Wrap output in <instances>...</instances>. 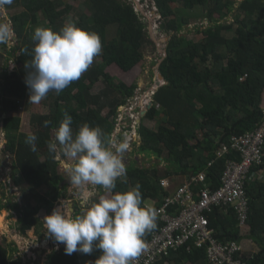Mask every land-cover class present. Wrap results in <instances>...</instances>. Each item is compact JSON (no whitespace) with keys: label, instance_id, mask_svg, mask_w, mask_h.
Returning <instances> with one entry per match:
<instances>
[{"label":"trees","instance_id":"16d2710c","mask_svg":"<svg viewBox=\"0 0 264 264\" xmlns=\"http://www.w3.org/2000/svg\"><path fill=\"white\" fill-rule=\"evenodd\" d=\"M154 1L164 21V29L172 33L160 64V72L168 84L157 90L153 106L145 115V118L157 121V128L140 124L142 140L138 151L162 158L167 165L165 168L139 167L134 161L127 171L128 178L117 182L114 189V194L123 193L139 184L141 207H145L148 200H156L157 206L165 203L169 192L161 185V180L171 176L185 180V177L206 171L207 184L213 190L217 189L227 160H240L233 150L218 157L221 145L230 144L232 135L255 129L263 116L264 0H241L237 5L234 0ZM89 4L85 12L79 10L76 13L75 25L96 33L102 51L78 80L59 94L55 91L47 94L44 100L50 111L32 114L30 133L21 131L22 118L14 112L19 110V99L29 92L25 83L29 70L25 64L33 58L34 30L45 24L46 28L59 31L75 9L68 0H13L6 6L18 45L7 50L5 57L6 63L14 57L16 66L4 71L0 81V115L8 113L3 119L6 136L2 147L5 153L14 155L12 180L21 194L20 201H15L16 196L4 192L5 200L0 198V211L7 209L18 214L19 230L23 235L41 224L40 210L52 212L62 196L58 151L50 152L48 143L55 140V130L64 119V113L72 117L74 135L82 125L88 124L99 126L113 139L120 107L134 96L138 84L117 83L107 72V67L116 64L128 71L143 60L149 44L154 46L131 1L89 0ZM197 7L204 11L207 25L197 28L196 38L180 36L191 18L178 17V11ZM231 14H234L235 23L225 21ZM232 31L234 34L227 36ZM100 81L105 82L106 87L96 93L93 88ZM104 106L110 107L107 113H104ZM45 121H50L48 126L44 125ZM29 134L38 138L35 152L25 143ZM211 161L214 162L209 166ZM257 170L258 167H254L251 171ZM247 191L251 199L248 225L251 236L262 243V250L255 255L243 252V258L247 264H264V184L254 181ZM178 209V206L170 205L168 213L178 214ZM206 215L219 241H242L244 236L233 208L214 207ZM155 223L156 227L143 237L145 244L166 222L157 217ZM190 246V249L185 246L178 251L171 250L169 256L157 264H210L206 246L197 247L194 242ZM64 248L63 245L49 255L47 264H79V253L67 255ZM94 251L101 250L94 248ZM0 264L23 263L12 260L9 250L0 242Z\"/></svg>","mask_w":264,"mask_h":264},{"label":"clouds","instance_id":"9594fccd","mask_svg":"<svg viewBox=\"0 0 264 264\" xmlns=\"http://www.w3.org/2000/svg\"><path fill=\"white\" fill-rule=\"evenodd\" d=\"M12 3L13 0H0V21H3L0 22V44L8 46H11L14 33L3 17L6 6ZM153 3L155 4L154 0ZM134 7L137 10L135 4ZM156 9L161 17L157 6ZM32 39L36 42L32 50L33 58L30 63L25 64L29 70L25 83L30 91V103H39L50 91L57 94L62 92L88 70L94 57L102 51L99 36L77 27L74 23L66 24L59 31L36 27ZM162 80L161 86L168 84L164 77ZM157 90L154 89L149 101L152 106ZM131 98L127 99V103ZM125 105L120 107V113ZM145 115H141L139 120ZM2 116L3 127V119L8 113ZM49 123L50 121H45L44 125L48 126ZM71 124L72 117L65 112L64 119L55 130V140L48 143V150L53 153L58 151V142L65 156L77 160L70 170L68 180L70 186L78 190L81 205L86 206V211L82 215H73L62 202V207L54 208L43 219L47 235L57 244H63L67 255L75 252L91 254L95 248L102 253L95 264H132L146 247L144 235L156 227L157 217L162 219V215L157 213L158 206L153 208L148 203L141 207L142 193L139 184L129 191L110 196L101 195L98 202H91L97 187L105 193H112L117 186V179L121 177L124 180L128 174L129 166L134 164L126 166L124 162L130 141L121 142V135H118L120 137L117 140L115 135L112 139L99 126L91 127L88 124L82 125L74 135ZM37 139L35 134H29L25 140L33 152L37 150ZM262 165L258 166V170ZM162 180L170 183L171 179L167 177ZM197 184L203 185L199 189L205 187L203 182H193L194 186ZM170 186H163L169 192L166 198L175 193V190L172 191L173 187L169 189ZM246 226L248 223L242 227Z\"/></svg>","mask_w":264,"mask_h":264},{"label":"rangeland","instance_id":"374dc122","mask_svg":"<svg viewBox=\"0 0 264 264\" xmlns=\"http://www.w3.org/2000/svg\"><path fill=\"white\" fill-rule=\"evenodd\" d=\"M128 1H131L135 4L142 22L145 24L146 29L149 31V34L154 41V46L153 44H149L145 51L143 60L128 71L121 69L116 64L107 67V72L112 77H114L117 83H123L127 85H132L133 83L138 84V88L136 89L134 97L128 101L123 110L121 109V113L118 114V125L115 129L114 135L118 133V135H121V137L126 139V141H130V143L128 144L130 146L124 155V162L126 166L136 162V164L140 165L141 167L159 166L161 168H165L166 162L162 158L156 159L154 157L146 155V153H140L138 151V147L141 144L142 140L139 133L140 124L142 123L143 125L152 129H155L158 126V123L155 120H150L145 117H143L141 121L139 119L141 117L142 110L147 107L149 101L152 99L154 89L157 90L158 81H161V84H163V80L160 78V64L166 55V48L169 45L172 33H168L164 29V26L162 25L164 21L156 12L157 9L155 4L153 3V0ZM68 2L73 5L75 10H72L70 12V15L66 17L65 23L75 24V22L78 20V16L76 13L79 10L85 12L87 8L90 7L89 0H68ZM203 14L204 11L201 12L198 7L195 9H180L178 11V17L186 18L188 16L191 18L190 24L184 28L183 34H180V36L196 38L195 31L197 30V28L203 24L207 25V19L206 17H203ZM10 16L11 15H9L6 11L3 20L7 21L13 29L12 22L9 19ZM227 21L232 22V16H230ZM39 27H45V24H42ZM228 34L232 36L233 32H230ZM10 43L11 46L0 44V53L1 55H3L2 57H0V81L2 80L4 71H8L16 66L14 57H10L11 60H9L8 63H6L7 60L5 58L7 57V50H10L15 46L17 47L18 45L15 34L13 35V39ZM3 66L7 67L3 68ZM105 87V82L100 81L94 86L93 91L96 93L99 91L101 92ZM42 101L45 100L42 99ZM42 101H40L39 103H30V91L27 93L26 97L20 100L22 109L14 113L22 118V132L30 133L32 131V114L49 113L50 109L48 103L46 101L45 103H43ZM109 110L110 107L104 106V113H107ZM10 115L14 114L11 113ZM2 118L3 116L0 115V198H2L4 201V192H7L9 196H16L14 198L15 201H20V188L16 187L12 180V166L14 155L5 153L2 147L4 143L2 142V140H4L6 136L2 127ZM65 167L66 166L61 165L60 171L66 173ZM183 181L184 180L180 179L178 180V182L176 181L175 184H181L183 183ZM171 183H173V180H170L169 183L171 186H173ZM23 185L26 184L23 182ZM100 190L103 191L102 189ZM104 194L109 196V193L104 192ZM94 196L92 197V199H94ZM63 204L66 205L67 203L65 202ZM80 206L83 208L84 213V211H86V206H82L81 204ZM16 221L17 218L15 212H11L7 209L0 211V242L9 250L12 260H22L23 264H28V261L26 262L25 260V253L34 251L35 243L33 242V239H29L28 234L26 235L28 239L23 237V241L20 239V233L18 234L16 231ZM37 245L38 248L36 249L41 250L43 247L42 244L38 243ZM15 247L16 250H12ZM54 250H56L55 247ZM46 258L47 255H42V259L40 255L36 264H44Z\"/></svg>","mask_w":264,"mask_h":264},{"label":"built area","instance_id":"2783aa9c","mask_svg":"<svg viewBox=\"0 0 264 264\" xmlns=\"http://www.w3.org/2000/svg\"><path fill=\"white\" fill-rule=\"evenodd\" d=\"M231 150L238 153L240 160L232 158L227 161L217 189L210 188L206 183V172H200L192 178V182H203L204 188L196 193L192 183L188 182L179 186L175 193L165 199L163 205L158 206L157 213L162 215L166 223L153 233L145 249L132 264H157L169 256L171 250L178 251L185 246L190 249L191 242L197 247L206 246L210 264H247L241 243L219 241L210 228L206 213L214 207L233 208L239 226L248 223L251 199L247 187L257 175V171L251 170L264 162V109L257 127L242 135H232L230 144L221 145L218 157L225 156ZM213 162H209V166ZM162 185L167 187L169 182L162 180ZM170 205L178 206V214L167 212Z\"/></svg>","mask_w":264,"mask_h":264},{"label":"crops","instance_id":"0c3cea01","mask_svg":"<svg viewBox=\"0 0 264 264\" xmlns=\"http://www.w3.org/2000/svg\"><path fill=\"white\" fill-rule=\"evenodd\" d=\"M234 1H235V4L237 5V3L240 2L241 0H234ZM230 16H232V19H233L232 22L227 21ZM225 21H227V23H233L234 22V14L229 15ZM232 32L234 34V31H232ZM227 36H230V35L227 33ZM26 96H27V94L24 95V97H26ZM261 106H262V108H264V92L262 94ZM117 125H118V118H117ZM115 136H116V138H115L116 140L119 139V137H120V136H118V133L115 134ZM4 140H5V138H4ZM4 140H2V142H4ZM120 140H121V142L126 141V139H124L122 137H120ZM57 149H58L57 161L59 162L58 172L62 176V179L60 180V185H59L60 189L62 190V196L60 198H58V200L56 201V203H55L56 207L55 208L62 207L61 202H63V203L66 202L67 204L65 205V207L70 209L72 211L73 215H77L78 213L83 214V208L80 206L81 202H80L78 190L71 187L69 180H68L69 176H70V170L75 166V164L77 163V160L74 158H70V157L65 156L63 153V150H62L61 146H59V144H58ZM229 153H230V151L227 154H229ZM150 157L156 158L155 155H151ZM234 159H236V158H234ZM61 165L66 166L65 167L66 173H63L62 171H60ZM137 166L141 167L140 165H137ZM68 168H70V169H68ZM127 178H128V174L125 175L124 179H127ZM192 178H193V175L185 177V180L183 181V183H181V184L178 183V185H176L175 182L176 181L178 182V180L181 179L180 176H171L170 179L173 180V183H171V184L174 187L171 186V187H169V189H171L173 187L172 191H174L179 187V185L181 186L183 184H187L188 182H191L194 190L196 189L195 191L197 193L198 191H200V189H197L196 186L193 185ZM255 181H256V183H263L264 184V165H262L260 167V169L258 170V173L255 177ZM117 182L121 183V182H124V180L120 177L117 179L116 184H117ZM197 185H199V184H197ZM95 191H96V195L94 196V199H92V202H98L99 197L101 195H105L104 192L101 191L99 187H97ZM114 193L115 192L113 189L112 193H109V196L113 195ZM150 201L151 200L146 201L145 205H148V203H149L151 207H153V208L157 207L158 204H157L156 200H152V202H150ZM32 204L35 205L36 201H32ZM51 213L52 212H47L46 209L40 210L38 216L41 219V224L36 225V227H33L27 233L29 235L28 236L29 239L30 240L33 239L34 241L33 240L32 241L35 243L34 251L25 253V255H26L25 260H26V262L28 261V264H36L40 255H41V259H42V255H47L46 261L44 263V264H47L49 255H51L55 251L60 250V248L63 246V244H57L53 238H51L47 235V229L44 226L43 219L45 216L50 215ZM16 218H17V221H16L17 230L16 231L18 234L20 233V235H19L20 239L21 240L23 238L28 239L26 236L27 234L23 235L19 230V216L17 213H16ZM30 232H32V233H30ZM241 233L244 236L242 238V241L240 242L242 247H243L244 254L245 255H255V254L260 253L262 250V246H261L262 243L257 242L253 238V236H251L250 226L248 225L246 227H242ZM38 243L42 244V246H43L41 250L36 249V248H38L37 247ZM55 245H57V246H55ZM54 247L56 250H54ZM78 253H79V258H80L79 264H95V261L99 258V257H97V255L102 254L101 251H93L91 254H83L80 252H78ZM166 264H168V263H166ZM185 264H187V263H185ZM189 264H192V263H189Z\"/></svg>","mask_w":264,"mask_h":264},{"label":"water","instance_id":"95a60500","mask_svg":"<svg viewBox=\"0 0 264 264\" xmlns=\"http://www.w3.org/2000/svg\"><path fill=\"white\" fill-rule=\"evenodd\" d=\"M150 3H151V1H150ZM160 78L163 79L162 74H160ZM157 85L160 87V86L162 85V84H161V81H158ZM151 106H152V102L149 103V105L146 107V109H143V110H142L141 115H142V116L145 115V113L147 112V109L151 108Z\"/></svg>","mask_w":264,"mask_h":264}]
</instances>
